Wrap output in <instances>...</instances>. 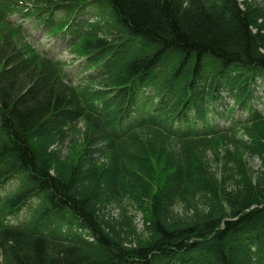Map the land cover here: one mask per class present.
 <instances>
[{
    "label": "trees",
    "instance_id": "16d2710c",
    "mask_svg": "<svg viewBox=\"0 0 264 264\" xmlns=\"http://www.w3.org/2000/svg\"><path fill=\"white\" fill-rule=\"evenodd\" d=\"M261 88L263 1L0 0V264H264Z\"/></svg>",
    "mask_w": 264,
    "mask_h": 264
},
{
    "label": "rangeland",
    "instance_id": "374dc122",
    "mask_svg": "<svg viewBox=\"0 0 264 264\" xmlns=\"http://www.w3.org/2000/svg\"><path fill=\"white\" fill-rule=\"evenodd\" d=\"M253 2H261L264 0H250ZM14 20L16 21L17 18H14ZM30 27H32L31 23H27L26 24V28L29 31L30 34V38L27 37L25 39H23V42L25 44H28L34 51L40 53V51H44V52H49V54L51 55V57L56 58V59H60V60H64V61H68V63H73L76 62L75 64H70L67 66V72L68 74L72 77L73 80L76 81V79L79 78L76 77L77 74V70H78V66L80 64V61H75V57H73L72 55L64 52L63 50V44L61 43V41H56L48 36H44L40 30L37 29H32L30 30ZM259 95L263 98L264 100V90L263 88H261V91L259 92ZM229 101H227L228 103ZM257 106L260 110L264 111V101H258ZM221 125H224L225 123L222 121L220 123ZM80 127H82V125H80ZM223 150H225V147L223 149L222 146L219 147V152H223ZM246 161L248 163V166L251 170V172L256 173L259 169H260V164L259 161L257 159H253V158H247L246 156ZM206 160L209 161V163H211V166L217 171L220 167L218 165H214L212 163V155L207 153V157ZM222 166V165H221ZM113 215H117L118 210L113 208ZM179 210L181 211V216H188L189 213H187L186 211L182 210L181 207H179ZM192 215V213L190 214ZM117 218V217H114ZM127 237H131V240L134 244H137L139 242H142L144 240L147 239L145 233L143 232V221L141 219V216H138L135 220V224L132 225V229L126 234Z\"/></svg>",
    "mask_w": 264,
    "mask_h": 264
}]
</instances>
